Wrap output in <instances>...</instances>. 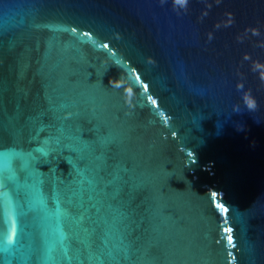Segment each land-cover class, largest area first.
Returning a JSON list of instances; mask_svg holds the SVG:
<instances>
[{
  "label": "water",
  "instance_id": "obj_1",
  "mask_svg": "<svg viewBox=\"0 0 264 264\" xmlns=\"http://www.w3.org/2000/svg\"><path fill=\"white\" fill-rule=\"evenodd\" d=\"M0 149V264H264V0H0Z\"/></svg>",
  "mask_w": 264,
  "mask_h": 264
},
{
  "label": "snow or ice",
  "instance_id": "obj_2",
  "mask_svg": "<svg viewBox=\"0 0 264 264\" xmlns=\"http://www.w3.org/2000/svg\"><path fill=\"white\" fill-rule=\"evenodd\" d=\"M185 4V0H177V6H183ZM72 31H76L75 29H73ZM85 36H89V33H84ZM102 47L107 48L108 45L104 44L102 45ZM149 100H151V97H148ZM152 103L155 104L156 102L154 100H152ZM19 153H15L12 151H5L0 149V178H2L3 173L5 171H10L11 170V161L14 157L19 156ZM2 179H0V187H2ZM216 194L213 193L212 194V198L213 200L215 199ZM218 208L221 209V211L223 212H227V209L224 208L223 205L218 204L217 205ZM226 231L230 232L231 229H227ZM228 239V243L232 244L233 243V239L231 236L227 237ZM13 244V234H7L5 236H3L2 238H0V250H7V247ZM229 256H231V253H228Z\"/></svg>",
  "mask_w": 264,
  "mask_h": 264
},
{
  "label": "clouds",
  "instance_id": "obj_3",
  "mask_svg": "<svg viewBox=\"0 0 264 264\" xmlns=\"http://www.w3.org/2000/svg\"><path fill=\"white\" fill-rule=\"evenodd\" d=\"M173 3L177 5V0H173ZM186 3V0H185ZM243 106L246 108L248 111H255L257 108V102L254 97L247 95L243 99ZM235 111H239V105L234 106ZM238 132L245 131V127L243 125H240L239 127L236 128Z\"/></svg>",
  "mask_w": 264,
  "mask_h": 264
}]
</instances>
